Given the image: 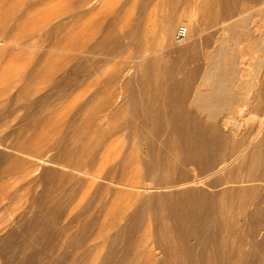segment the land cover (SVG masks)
Wrapping results in <instances>:
<instances>
[{
  "label": "rangeland",
  "instance_id": "1",
  "mask_svg": "<svg viewBox=\"0 0 264 264\" xmlns=\"http://www.w3.org/2000/svg\"><path fill=\"white\" fill-rule=\"evenodd\" d=\"M137 2L0 0V239L12 234L10 248L0 246V264H16L11 252L15 258L33 257L30 264H103L106 259L105 264H160L157 226L148 210L127 251V240L116 243L115 237L137 209L140 193L162 189L146 186L150 176L138 173L141 150L135 128L116 127L122 120L111 115L126 103L122 82L134 74L130 66L139 57L127 40L115 56L106 55V47L90 52L106 32L112 36L138 24L157 26L149 21L153 4ZM262 7H247L246 12L264 24V14H256ZM183 25L181 21L174 29V42ZM212 42L209 51L221 40ZM220 119L229 125L227 116ZM75 124L81 127L78 134L71 132ZM57 143L62 149L53 148ZM122 158L125 170L112 171ZM45 163L55 165L58 173L42 177ZM41 195L51 212L50 232L35 240L39 231L27 222ZM249 201L248 212L264 209V195ZM72 239L78 240L71 245Z\"/></svg>",
  "mask_w": 264,
  "mask_h": 264
},
{
  "label": "bare ground",
  "instance_id": "2",
  "mask_svg": "<svg viewBox=\"0 0 264 264\" xmlns=\"http://www.w3.org/2000/svg\"><path fill=\"white\" fill-rule=\"evenodd\" d=\"M137 1L142 7L153 4L149 21L157 26L133 22L136 26L120 34L106 32L90 50L106 47L105 54L115 56L127 40L138 54L139 61L130 66L134 74L121 86L126 103L111 115L122 120L116 127L135 128L141 150L138 173L150 176L146 186L162 188L140 193L134 214L116 229V243L127 240V251L148 210L157 226L160 264H264V209L246 210L247 201L264 195V24L246 10L264 6V0ZM256 14L263 15L264 7ZM181 21L185 34L180 39L176 32L174 42L173 31ZM214 39L221 42L209 51ZM224 116L229 120L225 127L226 120L219 122ZM72 127L74 134L81 130ZM103 133L109 136L112 129ZM58 143L54 149H62ZM125 168L122 158L110 169ZM51 173H58L56 166L45 163L42 177ZM46 199L41 195L35 200V216L27 222L39 231L35 240L50 232ZM11 238L6 234L0 246L10 248ZM11 253L16 264L33 260Z\"/></svg>",
  "mask_w": 264,
  "mask_h": 264
},
{
  "label": "built area",
  "instance_id": "3",
  "mask_svg": "<svg viewBox=\"0 0 264 264\" xmlns=\"http://www.w3.org/2000/svg\"><path fill=\"white\" fill-rule=\"evenodd\" d=\"M184 34H185V28L179 27L177 34H176V37L181 39L184 36Z\"/></svg>",
  "mask_w": 264,
  "mask_h": 264
}]
</instances>
